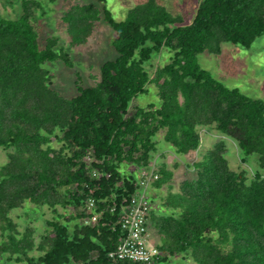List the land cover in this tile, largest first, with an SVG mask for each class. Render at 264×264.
I'll return each mask as SVG.
<instances>
[{"label":"trees","instance_id":"1","mask_svg":"<svg viewBox=\"0 0 264 264\" xmlns=\"http://www.w3.org/2000/svg\"><path fill=\"white\" fill-rule=\"evenodd\" d=\"M15 1L16 18L0 11V147L9 149L0 165V264H135L107 253L123 237L117 217L125 199L142 189L136 175L150 166L158 176L144 188L147 226L156 231L159 250L150 264L174 255L196 264H264L259 169L250 178L233 169L218 140L189 163L196 177L172 190V171L154 160L160 131L167 150L186 155L199 148V130L206 126L235 140L240 160L256 154L264 168V99L226 86L198 61L203 51L220 53L222 43L249 48L264 34V0H199L189 23L158 0L132 5L119 20L106 0H98L100 8L71 4L61 15L70 45L86 43L102 15L117 52L100 64L93 84L80 83L76 70L77 93L71 97L52 87L44 67L56 59L71 67L72 59L58 35L39 33L35 23L43 4ZM164 49L172 54L151 76L145 65ZM151 83L158 101L136 104ZM164 184L166 192L159 194ZM87 197L95 199L98 213L90 226L81 222ZM26 201L54 213L38 241L34 226L19 230L10 216ZM113 204L116 211L110 212ZM72 219L78 222L70 227Z\"/></svg>","mask_w":264,"mask_h":264},{"label":"rangeland","instance_id":"2","mask_svg":"<svg viewBox=\"0 0 264 264\" xmlns=\"http://www.w3.org/2000/svg\"><path fill=\"white\" fill-rule=\"evenodd\" d=\"M45 8L44 13H39V19L36 21V26L39 33L58 35L60 42L64 47H67L71 54L72 66L65 64L63 61L56 59L44 63V67L49 69L51 73L52 87L65 97L74 96L77 93L75 71H80L83 85L95 83L99 77V66L107 59L117 57V52L111 46L110 41L114 35L112 28L102 19L95 22L93 31L84 44L70 45L69 35L66 31V24L61 20L63 11L71 4L75 3H93L102 6L98 0H56L49 2L48 0H39ZM142 0H106L105 4L110 10L112 16L116 19L125 17L127 10L132 5ZM165 5L172 13L179 15L183 19V23H189L195 13V9L199 0H158ZM12 2V3H10ZM18 1L15 0H0V11L2 15L8 18H16L20 11L18 9ZM221 51L218 54H211L208 51H203L198 56V61L201 67L210 71V73L218 80L223 82L228 87H237L244 94L253 98L264 99V34L257 37L249 48H244L232 43H222ZM172 52L167 49L160 53L153 54L152 58L145 65L151 76L155 68L161 64L168 62ZM140 106H145L150 102H157V89L154 84L147 85V92L139 94L133 100ZM202 140L199 148L183 155L174 154L173 151L167 150L162 139V131L156 136L157 150L155 151L154 160L157 166L163 164L166 168L172 171L171 179L172 190H176L179 182L184 178H195L196 172L189 165L192 161L198 159L206 150L213 147L218 141L222 140L225 145V156L227 157L230 166L235 170L244 169L247 177L253 176L254 170L259 169L264 176V168L258 166L257 155L253 154L246 161L240 160L238 146L235 140L216 132L214 129L200 128ZM54 146H58L56 139H53ZM171 149V148H170ZM0 147V165L7 161V151ZM188 162V163H184ZM161 164V165H160ZM188 164V165H187ZM159 194L166 192V184L158 189ZM158 194V196H159ZM155 198H158L157 195ZM158 201V199H156ZM62 209L58 208L57 212L62 214ZM68 210V209H67ZM66 211V210H65ZM71 211V208H69ZM53 212L47 207H38L26 201L21 207L14 208L10 211V216L18 224L19 230H23L26 225L35 227L34 238L38 241L39 236L46 231V219L53 217ZM78 222L77 219H72L68 223L70 227ZM149 240L157 241V235L154 228L148 224ZM36 251H31L30 254H35ZM158 264H196L192 258H182L181 255H174L167 261Z\"/></svg>","mask_w":264,"mask_h":264},{"label":"built area","instance_id":"3","mask_svg":"<svg viewBox=\"0 0 264 264\" xmlns=\"http://www.w3.org/2000/svg\"><path fill=\"white\" fill-rule=\"evenodd\" d=\"M85 160L87 162L91 161L89 156L85 157ZM91 174L96 175V172L92 171ZM136 176L140 179L142 189L135 191L129 199H125L126 205L123 206L117 217L123 230V237L115 248L108 251L107 255L112 260L121 263L126 260L135 264H150L153 258L159 255V250L156 242H152L148 238L149 204L146 201L144 188L158 175L154 171V167L150 166L147 169L141 168ZM95 207L96 202L93 197H87L83 200V204L80 206V210L85 214L81 219L82 224L90 226L95 223L98 217V213L93 212ZM108 209L110 212H115V204L108 206Z\"/></svg>","mask_w":264,"mask_h":264},{"label":"crops","instance_id":"4","mask_svg":"<svg viewBox=\"0 0 264 264\" xmlns=\"http://www.w3.org/2000/svg\"><path fill=\"white\" fill-rule=\"evenodd\" d=\"M155 203L154 204H156V202H157V200L156 201H154ZM157 242V241H156Z\"/></svg>","mask_w":264,"mask_h":264}]
</instances>
